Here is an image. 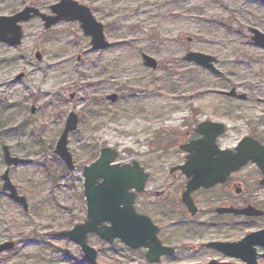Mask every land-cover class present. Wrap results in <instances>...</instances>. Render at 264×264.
<instances>
[{"label":"rangeland","instance_id":"rangeland-1","mask_svg":"<svg viewBox=\"0 0 264 264\" xmlns=\"http://www.w3.org/2000/svg\"><path fill=\"white\" fill-rule=\"evenodd\" d=\"M59 1L0 0V15L28 5L52 14ZM75 1L104 24L109 48L91 50L79 21L45 29L41 18L22 24L20 46L0 42V244L14 242L0 253V264H91L61 232L87 218L82 169L102 147L118 150V162L138 160L159 177L162 162L182 160L180 142L199 122L226 124L231 148L248 133L264 132V49L250 31L264 32V0ZM189 51L215 56L222 73L184 61ZM143 54L154 57L158 68L145 66ZM233 88L246 98L224 93ZM112 93L118 94L115 102L107 98ZM70 112L79 118L68 136L74 170L55 153ZM3 144L14 156L32 160L10 172L28 199L27 211L2 190ZM253 192L264 205V189L256 184ZM258 221L226 227V241L264 226V217ZM208 239L183 234L176 239L180 255L163 264L244 263L204 247ZM88 242L98 250L94 264H144L141 251L120 242L96 234Z\"/></svg>","mask_w":264,"mask_h":264},{"label":"water","instance_id":"water-1","mask_svg":"<svg viewBox=\"0 0 264 264\" xmlns=\"http://www.w3.org/2000/svg\"><path fill=\"white\" fill-rule=\"evenodd\" d=\"M52 14L42 12L38 7L28 5L11 15H0V42L19 46L24 39L22 23L40 17L44 21L46 29L61 21H79L84 34L91 37V50H104L111 46L105 36L104 24L96 19L91 9L75 0H61L51 7ZM254 43L264 48V32L258 28H251ZM38 60L43 56L40 51L35 53ZM143 64L152 69L158 68V61L143 54ZM185 61L211 70L217 74L222 72L216 67L217 58L204 52L189 51L183 57ZM24 73L17 78L21 79ZM231 97L245 99L246 94H238L233 88L224 92ZM112 102L118 99V94L107 96ZM36 107H32L34 113ZM79 118L75 112H71L67 118L65 128L56 144V153L63 159L69 169H75L73 155L68 148V135L78 126ZM196 131L203 135L198 141H191L181 146L188 152L187 162L180 166L182 171L190 178L187 189L183 194V200L192 214L196 213V206L190 193L200 187L209 188L218 182H223L227 176L245 166L250 160L255 162L264 172V144L257 139L245 136L235 149L221 150L216 145V138L225 132V125L221 122L206 120L198 124ZM5 161L8 165L1 175L3 190L8 192L10 198L21 204L28 210L27 197L20 194L18 188L10 177V168L20 164L31 163L32 160L13 156L8 145L3 146ZM118 151L111 147L101 148L99 158L83 168L84 194L87 205V218L84 222L75 225L70 230H63V236L76 242L84 255L91 263H96L98 250L89 242L90 233L97 234L102 240L112 242L121 240L131 248L146 247L149 261H157L162 254L172 253L170 247L162 245L158 239V227L152 220L142 214H138L134 208L136 193L130 191H144L149 174L142 165L134 160L131 163L116 162ZM264 184V177L261 181ZM236 214L249 216L263 215L264 211L249 204L243 208H226ZM211 246V245H210ZM264 249V228L251 231L239 241L221 243L215 247L236 258H240L244 264H260L259 258H264V251L258 252L257 247ZM14 247V242L7 241L0 244V253ZM211 264H216L212 262Z\"/></svg>","mask_w":264,"mask_h":264},{"label":"flooded vegetation","instance_id":"flooded-vegetation-1","mask_svg":"<svg viewBox=\"0 0 264 264\" xmlns=\"http://www.w3.org/2000/svg\"><path fill=\"white\" fill-rule=\"evenodd\" d=\"M197 125L191 131H186L180 145L201 139L202 135L196 131ZM247 135L264 144V132H253ZM237 144L232 148H235ZM216 145L221 150L231 148L226 147V130L216 138ZM186 160L187 155L183 153L182 160L179 162H162L159 166L160 171L157 173L159 177L153 176V173L143 164L149 173V178L145 191L136 193L135 210L152 220L158 227L157 235L161 243L172 249V253L162 254L157 261L152 262L149 261L146 255L148 248L126 247L133 253L141 251L143 253L142 258L145 259L144 264H163L166 261L175 260L180 255L181 250L176 239L185 233L187 235L192 232L197 236L209 237L203 246L215 250L226 258L228 255L215 247L218 244L226 243V227L234 225L237 227L241 224L249 225L248 227L257 226L259 224L258 220L264 217V214L249 216L226 211V208H243L249 204L264 211V205H260L254 199L255 192H253L256 184L259 185L260 189H264V184L261 183L264 172L253 161H249L244 167L232 171L223 182H218L210 188L200 187L192 191L190 196L197 209L196 213L192 215L183 200V194L189 179L184 175L180 166ZM251 185L254 186L252 191L250 190ZM183 226H185L184 229ZM263 228L264 226H259L255 230ZM117 242L121 243V241L115 240V243ZM229 257L238 260L236 257ZM212 262L221 264L218 259H212L209 264Z\"/></svg>","mask_w":264,"mask_h":264}]
</instances>
